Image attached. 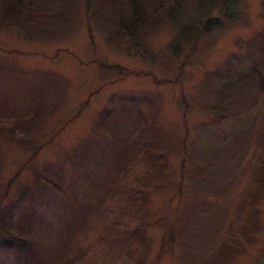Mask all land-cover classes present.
<instances>
[{"label": "rangeland", "instance_id": "1", "mask_svg": "<svg viewBox=\"0 0 264 264\" xmlns=\"http://www.w3.org/2000/svg\"><path fill=\"white\" fill-rule=\"evenodd\" d=\"M134 1L140 22L130 30ZM162 1L0 0V50L28 54L0 52V236L25 242L1 247L0 264H264V0H226L218 21L222 0H206L216 24L180 53L190 60L179 77L170 58L177 27L164 14L174 0ZM9 4L20 9L19 28ZM197 9L183 24L206 20ZM91 58L177 82L156 86L148 73L113 83L121 69ZM185 130L192 177L177 202L172 171ZM153 133L167 166L153 180L146 173L145 195L122 204L120 183L143 169ZM112 179L116 187L104 186ZM248 183L261 192L251 206L261 226L236 237ZM125 226L137 228L114 232Z\"/></svg>", "mask_w": 264, "mask_h": 264}, {"label": "trees", "instance_id": "2", "mask_svg": "<svg viewBox=\"0 0 264 264\" xmlns=\"http://www.w3.org/2000/svg\"><path fill=\"white\" fill-rule=\"evenodd\" d=\"M225 1L226 0H222V10H221V13H219L218 15V19H221L222 16H225L227 18V8H228V5L225 4ZM233 1V0H232ZM236 1V0H234ZM180 2H182V0H174L169 6H167L168 8H165L164 10V14L166 15V17L169 18L170 21L172 22H175V26L177 27L176 30H175V44H172L171 45V48H172V54H170V58L171 59H177L178 60V64H177V68L178 70L176 71V75H174L175 77H179L181 74L184 73V66L185 64L187 65L188 62H189V58H188V55L185 53L184 57H181L180 56V53L182 54L183 53V50H185V46L188 45V43L190 42L189 46L191 50L194 49V44L197 42L198 40V35L199 33L201 32H204L206 31V29L208 28V26H212V25H215L216 23L214 22V17H211L210 15L207 16L206 14L209 12V10H212L213 9V5L211 3L213 2H210L208 5H209V8L206 10H204V7H203V4H205L207 1L206 0H198V1H193V7H186L184 8V6H182L180 4ZM163 4V1L162 0H157L156 2V8H161ZM88 3L85 2V6H82V9L83 11H87L88 12ZM196 6L198 7V17L199 16H207L206 20L204 19V21H202L201 23L199 24H193L192 22H195V18H191V20L189 22H186L185 24H183V13H185L188 9H191V10H195L196 9ZM5 11H6V15H8L9 17H11L12 19V22L13 24L16 26V27H21L22 23H24V20H22L23 18L21 17V15L19 14V8L17 5H13V4H9V5H6L5 7ZM132 9H133V14H132V19H133V23H130V25L128 26L129 29H133V25L135 26L136 23L140 22V19L135 15L137 14L138 12V6H137V1H134V4L132 6ZM197 17V18H198ZM223 20V19H221ZM23 21V22H22ZM128 24H126L127 26ZM133 27V28H132ZM136 27V26H135ZM87 30L90 32V29L87 28ZM134 30V29H133ZM90 35H91V32H90ZM263 35L262 34H259L257 36L258 39L262 38V44L263 46L261 47V52L263 54V59H262V67H261V73L259 72V86L261 88V90H264V38L262 37ZM260 37V38H259ZM4 49H1V51H3ZM187 50V49H186ZM14 51V49L12 50H4V52L6 54H11L12 52ZM171 51V50H170ZM15 52V53H14ZM13 53L16 54L17 56L19 55H22V54H25V55H28L26 54L25 52H18V51H14ZM66 52L67 54L69 53L68 50L66 48H63V49H57V51H53V55L51 56V60H53L56 56L59 57L61 56V53H64ZM71 54H75V53H71ZM2 55V53H1ZM5 56V55H4ZM77 57V56H76ZM78 58V57H77ZM93 59V58H91ZM173 59V60H174ZM89 60V59H88ZM94 61L97 62V64L99 65V68L100 69H106V68H113V69H116L119 67V69L121 70H118V75L116 78H114L111 82L115 83V81L117 80H123L124 77H127V74L132 76V75H135V76H143V75H147L148 73L151 75V80H153L154 83H156L155 85L156 86H159V85H163L164 83H172L173 85H176V82L175 81V78L172 80L171 78L167 79L166 76H164L162 79H157L156 78V75L152 74L151 70H148V71H142L140 69H138L137 71H132V70H129L128 68L127 69H124L122 66H109V65H105L104 62H100L98 61L96 58L93 59ZM79 62L82 64V65H85L86 64V60L85 62H83L82 60H79ZM123 69V70H122ZM6 70V68H5ZM0 72H6L3 70H0ZM4 74V73H2ZM182 83V81H181ZM183 95V93L181 94ZM5 104V101L4 103L2 102L0 105H4ZM85 104V103H84ZM187 112V110H186ZM186 112H183V117H182V120L185 124V120H184V115L186 114ZM79 114H78V111L77 113H75L71 118H69L71 121L75 120L76 117H78ZM59 130H57L58 132ZM57 132H55L54 134L57 135ZM187 131L185 130V134L182 136V139H181V152H182V155L181 157H179V163H178V166H176L172 172H174L177 176L176 180H174L173 182V185H174V191L178 193L179 195V199L177 200V202L180 201V195H181V189L184 187V186H187V182L185 180L186 177H192V173L189 171L190 169L188 168L187 166V162H186V159L185 157H187V151H186V148L188 146V141H187ZM0 139L4 140L1 136H0ZM52 140V139H50ZM147 145L149 148V150H147L146 148L144 149V151L147 153V159H145L143 161L142 165L143 166V169H140L137 171V176H134V177H129V178H123L124 180L121 181L120 185L121 186H125L127 187V189H124L122 188V191H121V198H123V201L120 202V203H125V205H129V203H131L134 198L136 197H139V196H144L145 195V191L141 192V190H143V185L141 184L143 181H142V177H146L147 174L149 173L150 174V179L148 180H153L154 178V175L155 174V171L156 170H162L164 168H166V163L162 161V156H163V153H161L160 151H164V148L160 146V141H159V138L156 136V134H152L151 138L149 141H147ZM146 145V146H147ZM162 148V149H161ZM152 168V169H151ZM151 169V170H150ZM147 173V174H146ZM188 177V178H189ZM253 180H257L255 179V177H252ZM42 180V179H40ZM117 181L112 179V181L110 183H107L105 184L104 186H113V187H116L115 186V182ZM43 185L45 186H51L53 189H55V187L48 181L46 180H43ZM153 187H158L156 186L155 184H146L145 188L146 190H148L149 188H153ZM245 193L248 194L247 197L245 198V202L242 203L241 206L238 207L237 209V216L232 218L233 221H236V224L235 226L232 225V227L236 228V231L238 232L237 233H232L233 236L236 235V237H239V235L241 236H245V233L247 230H249V227L251 226V229L256 231L259 229V226H261L260 224H256V222L258 221L256 217L258 211L257 210H254L251 208V206L253 205L254 206V202H256V198H257V195H260L261 192L259 191L258 187L255 185V184H249L247 185V188L245 190ZM32 194H30L27 198L31 197ZM29 202L32 203V205L34 204V201L29 198L28 200ZM128 207V206H127ZM255 221V222H254ZM126 227V226H125ZM137 228V226H134V228H130V227H126L124 231H122L121 233L119 231H115V233L119 234V235H124V234H131L135 231V229ZM168 232V231H167ZM248 232V231H247ZM166 233V232H165ZM247 234V233H246ZM168 238H169V241L171 244L173 241V237L172 235L168 234ZM248 235V234H247ZM238 239V238H237ZM162 241H164V238L161 239L160 243H162ZM23 244H25V242H23L22 240H19L17 238H13V237H10V238H3V236H0V248L3 247V248H9L13 245H19L20 248L23 247ZM241 245L239 246V248L236 247V244L235 243H231V251H237V253L239 254V252L241 251ZM237 248V249H236ZM255 263L254 264H258V262L254 261Z\"/></svg>", "mask_w": 264, "mask_h": 264}]
</instances>
